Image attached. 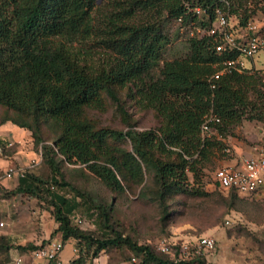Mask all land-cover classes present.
<instances>
[{
	"label": "trees",
	"instance_id": "16d2710c",
	"mask_svg": "<svg viewBox=\"0 0 264 264\" xmlns=\"http://www.w3.org/2000/svg\"><path fill=\"white\" fill-rule=\"evenodd\" d=\"M194 1L206 9V17L189 13L184 0H113L108 12L97 7L98 0H0V107L21 119H3L0 126L9 120L29 131L50 172L49 182L19 176L13 193L45 198L57 225L51 236H59L64 246L75 242L78 253L67 264L95 262L101 252L116 248H126L140 264L180 263L108 231L109 215L101 205L92 207L107 232L95 237L79 229L74 213L81 207L76 200L80 193L65 182L63 163L81 165L115 193L131 191L143 173L150 174L160 205L181 194L203 197L205 192L189 187V178L199 183L200 165L214 149H222L217 137H227L243 121L263 120L255 99H264V69L231 70L212 79L236 52H217L213 39L201 36L189 38L185 57L161 59L164 15L176 23L181 19L178 25L192 30L210 27L217 12L237 19L238 27L254 15L244 7L246 0ZM143 13L154 16L133 21ZM116 89H127L130 100L151 110L159 128L134 130ZM103 95L127 131L89 123V111L104 110ZM211 114L219 121L211 124L215 134L202 139L201 126ZM45 129L53 134L50 144L43 138ZM126 142L130 150L120 148ZM2 248L12 247L4 242ZM47 264H61L59 256ZM189 264L206 262L199 257Z\"/></svg>",
	"mask_w": 264,
	"mask_h": 264
},
{
	"label": "rangeland",
	"instance_id": "374dc122",
	"mask_svg": "<svg viewBox=\"0 0 264 264\" xmlns=\"http://www.w3.org/2000/svg\"><path fill=\"white\" fill-rule=\"evenodd\" d=\"M112 1L98 0L97 7L108 12L112 9ZM244 7L249 14L254 12L248 20L263 21L264 0H246ZM151 14L137 15L133 21H145L154 16ZM160 21L165 37L161 59L185 57L192 28L189 25L180 27L165 15ZM244 61L247 68L252 67L251 61ZM253 64L256 69H264V51L254 57ZM154 72L157 74V70ZM116 92L134 130L141 132L159 128L160 120L151 110L130 100L127 89H116ZM103 100V111L88 112L89 123L95 128L127 131L128 128L116 113L115 105L105 95ZM255 101L264 113V99L256 98ZM3 119L21 121L12 112L0 107V121ZM9 120L0 126V222L4 223V230L13 224L27 228L26 245L39 247L57 237L51 236L57 227L52 208L45 198L14 194L13 191L20 175L31 174L49 182L50 172L42 161L41 146L34 144L31 133ZM42 135L48 140L46 144H50L53 134L45 129ZM201 137L209 138L205 135ZM216 140L222 143V149H214L213 156L200 165L199 183L189 178V187L200 189L206 196L176 195L163 205L157 202L156 186L150 174L143 173L142 182L134 184L131 191L127 189L124 193H115L81 165L63 163L65 182L81 194L76 199L81 202V207L74 213L82 220L79 229L95 237L107 232L92 207L101 205L109 215L108 231L128 237L138 245L149 246L156 254L159 252L155 243L161 238L191 241L195 237L208 236L215 239L216 248L201 256L206 264H264V192L254 198L242 197L219 190L213 182L215 170L220 168L223 160L234 159L237 149L242 153L241 158L264 150V116L261 122L243 121L230 135L217 137ZM120 148L130 150V145L128 142L122 143ZM9 169L14 171L10 178L7 176ZM76 192L67 195L75 196ZM64 193L69 192L64 190ZM74 253L76 255L78 251ZM132 257L126 248L109 249L101 252L95 262L88 260L87 264H124L130 262ZM135 260V264H140L138 258Z\"/></svg>",
	"mask_w": 264,
	"mask_h": 264
},
{
	"label": "built area",
	"instance_id": "2783aa9c",
	"mask_svg": "<svg viewBox=\"0 0 264 264\" xmlns=\"http://www.w3.org/2000/svg\"><path fill=\"white\" fill-rule=\"evenodd\" d=\"M191 2L192 5L188 1L183 2L189 13L201 19L207 16L204 7L200 6L197 1L191 0ZM177 21L180 23L181 19ZM191 36L210 37L213 39L217 52L227 51L238 54L236 58L223 62L221 68L212 76L213 80H218L231 70L242 73L244 70L256 69L253 64L254 57L264 51V19L263 21L251 19L244 27H238L237 19L217 12V17L210 27L196 26ZM244 60L251 61L252 67L247 68ZM218 122L212 114L206 116L201 126V135L206 137L214 135L215 130L211 124ZM12 173L14 171L9 169L7 176L10 178ZM213 182L221 190L233 191L242 197L255 196L264 187V151L255 156L243 157L235 166L216 169L213 173ZM74 223L81 226L82 220L75 216ZM226 223L229 224L228 221ZM0 227H3V223H0ZM155 246L160 254L171 256L175 262L189 264L192 260L213 252L216 248V241L208 236L195 237L191 241H171L161 238ZM63 249L62 241L53 239L30 251L27 264H47L60 256ZM135 262L136 260L132 259L127 264H135ZM23 263L22 258L16 260V264Z\"/></svg>",
	"mask_w": 264,
	"mask_h": 264
},
{
	"label": "crops",
	"instance_id": "0c3cea01",
	"mask_svg": "<svg viewBox=\"0 0 264 264\" xmlns=\"http://www.w3.org/2000/svg\"><path fill=\"white\" fill-rule=\"evenodd\" d=\"M262 151L264 150L256 151L253 154L249 153L250 155L247 156H255ZM235 154L236 155L234 159L223 160L220 164V167L235 166L236 164H238L237 160L240 158V161L243 158H241L242 153H240V151L237 149ZM0 166H2L1 163ZM262 189H264V187ZM262 189L252 198L256 197L260 192L263 193L264 190ZM4 229H6L4 228V225L3 227H0V245L4 244V242H7V244L12 248H10L9 250H5L4 248L0 249V264H16V260L19 258L24 259L23 264H26L29 260L28 253L30 252V250H21L17 249V247H24L26 245V240L28 238V231L26 230L27 228H24L23 226H16L13 224L7 230ZM56 239H59V236H57ZM73 256L74 244L73 242H67L64 246L61 255L59 256V263L67 264L73 258Z\"/></svg>",
	"mask_w": 264,
	"mask_h": 264
}]
</instances>
